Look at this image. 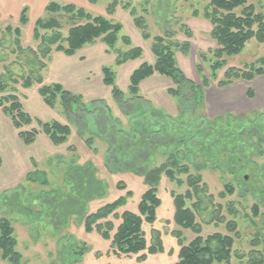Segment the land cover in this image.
Instances as JSON below:
<instances>
[{
    "label": "rangeland",
    "instance_id": "rangeland-1",
    "mask_svg": "<svg viewBox=\"0 0 264 264\" xmlns=\"http://www.w3.org/2000/svg\"><path fill=\"white\" fill-rule=\"evenodd\" d=\"M96 1L90 4L80 0L74 5L92 16L104 15L118 21L122 25L121 34L130 39V47L142 49V62H148L152 54L150 46L155 35L169 36L175 42L188 40L190 50L187 54L175 50V60L185 76L196 83L201 81L196 64H199L201 74L208 77L210 85L205 89V106L186 107L181 113L182 107L178 106L177 98L167 93L170 79L159 74L141 81L138 97L132 98L128 83L134 63L119 68L115 66L114 53L107 52L106 45L100 40L80 48L86 49V58L80 63L78 73L72 77L66 62L76 61V56L83 52L78 49L75 57L69 58L72 55L55 51L53 47L47 57L43 56L41 40L35 39L32 31L37 19L54 17L61 24L60 33L64 38L72 25L84 23V20L73 18L63 11L50 13L28 5V22L21 24L19 13L8 8V0H0V78L7 87L0 92V97L16 95L22 110L33 119L29 125L17 129L0 106V218L5 217L12 223L15 249L20 254L19 264H174L179 246L171 232L179 230L184 244L191 241L195 234L174 223L173 194H184L190 188L188 174L196 173L201 175L199 187L203 186L199 194L202 203L195 210L196 222L201 227L200 235L228 233L224 222L218 221V216H224L226 220L237 222L240 235L234 243L235 249L243 252L250 250L249 241L255 233H259V239L264 243V74L249 81L234 79L226 85H218L230 67H264V41L252 38L239 53L222 57L225 63L212 78L210 66L214 58L210 50L216 45L209 34L211 24L202 16L208 0H118L119 4L111 16L105 12L108 1ZM56 2L65 4L72 0ZM123 2H129L138 14L144 16L151 38L142 37L128 9L121 6ZM247 4L264 15V0H247ZM193 10L198 11L197 16L192 14ZM16 27L20 29L18 43L15 42ZM186 27L192 33L191 38L186 36ZM40 33L51 34L44 30ZM96 42H101L110 55L98 50L101 43ZM116 47L121 50L128 48L121 41ZM200 52H203L204 58H201ZM40 63L45 66L40 67ZM100 65L114 69L115 84L122 92V101H116L111 87L102 82ZM37 75L41 77L40 84L35 81ZM26 77L32 80L29 87L23 86ZM55 83L80 95L84 105L79 108L73 105L72 112L67 113L60 96H57L54 106H47L38 89ZM247 88H251L253 97L246 95ZM228 114L232 116L228 118ZM218 116L220 118L215 119ZM235 118L241 119L242 128L238 130L240 138L235 139L234 144L237 145L238 141L244 144V157L236 166L238 172L230 173L216 163V158L209 157L208 147L214 144L212 129L217 126L231 128ZM37 121H57L68 125L70 134L65 142L54 144L41 131ZM161 123L167 125V132L184 128L189 133L181 142L177 138H167L170 143L174 142L166 145H157L146 139V157L132 169V165L121 156L119 148L129 149V144L141 145V137L149 138ZM33 128L38 131L34 140L24 143L18 132ZM139 128H143V133ZM171 153L179 164L189 166V172L178 173L172 180L161 175L156 193L160 200L156 220L152 224H142L147 245L155 242L153 231L160 232L163 252L147 254L143 260L138 259L143 252L117 255L111 238H103L95 229L85 231L86 215L120 196H126L127 192L131 195L115 212L118 215L124 210L137 212L140 196L147 189L142 176L144 168L159 166L167 161ZM194 164H206L207 167L196 171ZM227 183L233 186L234 192L220 198L218 193L224 191ZM91 188L98 190L89 194ZM197 199L193 193L185 200L186 206L191 207ZM255 203L258 204L256 216L251 210ZM76 208L79 210L75 211ZM232 211L235 212L230 214ZM105 221L112 224L109 231L112 236L120 219L110 214L98 222ZM82 248L84 252L80 255ZM237 262L233 256L231 263ZM0 264L11 263L0 255Z\"/></svg>",
    "mask_w": 264,
    "mask_h": 264
},
{
    "label": "trees",
    "instance_id": "trees-1",
    "mask_svg": "<svg viewBox=\"0 0 264 264\" xmlns=\"http://www.w3.org/2000/svg\"><path fill=\"white\" fill-rule=\"evenodd\" d=\"M90 4H95L96 0H87ZM108 4L105 7V12L108 16L113 15L116 6L119 4L118 0H105ZM123 8L128 9L133 19V24L141 31L144 39L151 38L147 31V24L142 14H138L135 7L129 4V2H123L121 5ZM44 10L50 13H57L63 11L69 14L73 18L84 20V23L72 25L66 36L63 38L60 33V22L51 17L48 20L37 19L34 23L32 35L35 39L41 40L42 55L46 57L53 50L62 51L66 55H73L76 50L82 48L85 45L92 44L97 40L103 42L107 47V52H112L115 55L114 65L120 66L128 61L139 59L142 56V49L138 46L130 47V39L126 35H122V25L114 20L112 17L104 15L92 16L89 12H86L83 8L76 7L74 4L65 3L60 4L56 1H50L46 4ZM197 10H193L192 14L197 16ZM202 16L207 19L211 24L210 36L215 42V48L211 51L214 61L211 63L212 78L215 76V71L221 68L225 61L222 59L225 55H235L239 53L245 46V44L252 38L259 42L264 41V15L259 12H255L254 7L251 4H247V0H208L203 7ZM19 22L26 24L28 22L27 8L23 7L19 14ZM10 31V28L7 27ZM40 30L50 31L51 34H41ZM186 36L192 37V33L189 28H185ZM16 35L15 42L18 43L20 29L16 27L14 29ZM121 41L126 47V50H121L116 47L117 43ZM190 42L188 40L184 42H175L166 35H155L152 37V43L150 51L154 57V61L151 63H140L129 75L128 92L134 97H138L139 84L144 79L159 74L170 79L171 86L167 88V93L177 98L178 106L182 107L181 113L184 109L200 106H205V89L210 85L208 77L201 74L199 64H196V71L201 76L200 83L187 78L183 71L178 67L175 60V50H179L182 54H187L190 50ZM201 58H204L203 52H200ZM43 63H40V67H44ZM102 82L111 87V94L116 101H122V92L115 84V71L111 66L101 67ZM224 79L218 81V85H226L234 79L252 80L256 76L264 74V67L262 66H249L244 69H236L230 67L225 71ZM1 77V76H0ZM35 81L40 84L41 77L36 76ZM32 83L29 77H26L23 81L24 87H29ZM6 84L0 78V92L6 90ZM39 94L43 98L44 103L53 107L57 96H60V101L64 110L67 113H71L73 105L76 107H82L84 103L80 95L74 94L69 90L62 87L61 84L55 83L50 85H43L38 89ZM246 95L253 97L251 88H247ZM8 103V105H5ZM0 106L3 111L11 118L12 124L15 128L20 129L22 125H29L32 122V118L28 113L22 110L16 95L8 94L0 97ZM156 116H160L157 113H153ZM200 115V114H198ZM162 116V115H161ZM232 114H228L227 117H231ZM216 117L215 119H219ZM241 119L235 118L232 120L231 128H224L223 126H217L212 129V136L214 144L208 148L210 150V156L216 158V163L225 167L230 173L238 172L236 166L239 161L243 160L244 144L237 142L234 144V140L240 138L238 130L242 128ZM41 131L46 134L51 142L54 144H60L66 141L70 134L68 125L60 124L57 121L40 122L37 121ZM142 125V124H141ZM255 126L251 127L254 128ZM167 125L165 123L157 126V131L149 136L141 137V145L129 144V149H125L123 146L118 151L121 152L123 159H126L128 164L132 165V169L137 167V164L144 161L146 157L145 142L146 139L150 142L154 141L157 145L172 144L167 138L179 139L178 142L184 140V136L189 133V130L180 128L176 132H167L165 129ZM143 133V128H139ZM250 130V129H249ZM249 130L246 131L248 132ZM36 129L28 131H19L18 136L24 143H31L36 134ZM250 132V131H249ZM210 140L211 142L213 141ZM229 140L230 143L226 144L225 141ZM144 141V142H143ZM158 142V143H157ZM139 150V151H138ZM207 165L194 164L193 168L196 171L206 168ZM189 166L187 164H179L176 157L171 153L166 162L159 166L151 168H144L142 172L143 181L147 186V189L140 196V200L137 204V212L124 210L121 214L115 212L119 207L126 203V197L131 195V192H127L126 196H120L116 200L106 203L97 208L94 212L89 213L84 217V229L86 232H91L95 229L103 238H111V245L114 247V252L125 255H135L140 252L138 259H145L147 254L161 253L164 250L161 235L158 230H154V241L152 244L147 245L144 231L142 230V224H152L156 220V208L160 204V200L157 197L158 183L161 175L167 176L170 180L175 179L176 174L188 173ZM90 178V175H88ZM201 175L196 173L194 175L188 174L187 183L190 187L184 194H173V221L174 223L183 228L189 229L195 237L188 243H182V235L179 230H173L172 236L176 238L179 249L177 251V261L174 264H232L231 259L234 256L237 259V264H264V243L259 239V233H255L249 241L250 250L243 252V250H237L234 248V243L239 239V231L237 222L234 219L226 220L224 216H218V221L224 222V225L228 233L214 232L205 236L201 234L200 224L196 222L195 210H198L201 205V199L199 194L201 188L199 187ZM98 184V181L96 180ZM203 184V182H202ZM97 188H91L88 190L89 194L97 192ZM234 188L231 184L224 185V191L218 193L220 198H224L226 193L232 194ZM197 196V202H193L191 207L186 206L185 200L192 197V194ZM219 209L221 206L219 204ZM79 209L76 208L75 211ZM251 210L254 216L258 214V204L252 205ZM232 211L230 214H233ZM110 214L113 217L120 219V223L115 228L112 236L110 232L112 230V224L110 221L98 222L99 220L106 219ZM259 231V230H258ZM260 232V231H259ZM264 239V238H263ZM260 240V242H259ZM263 244L260 248L259 246ZM16 239L14 237V228L9 219L5 217L0 218V255L3 259L8 260L11 264H19L20 254L15 249ZM84 248L80 249L81 255ZM146 251V252H144Z\"/></svg>",
    "mask_w": 264,
    "mask_h": 264
},
{
    "label": "crops",
    "instance_id": "crops-1",
    "mask_svg": "<svg viewBox=\"0 0 264 264\" xmlns=\"http://www.w3.org/2000/svg\"><path fill=\"white\" fill-rule=\"evenodd\" d=\"M50 1H60V0H8V8H10V10H13L15 13H19L20 14V11H21V9L23 7H26V6L30 5V6H32V8L34 7V8H38V9H44L46 4L48 2H50ZM79 2H80V0L79 1L78 0H72V2H70V3L71 4H78ZM86 2H88V1L87 0H83V3H86ZM96 43H101V42H96ZM102 45H103L102 43L99 44L98 50H101L105 54L110 55L109 53L106 52V47L102 46ZM78 51L79 52H83V53H80L79 56H76V57H78V59L76 61L72 62V63H74L73 66H72V63L70 61L66 62V68H70L71 69L72 77H75V75L78 73V69H79V67H81L80 63L85 61V58H86V56L84 54L86 49L83 48V49H80ZM68 57L69 58L75 57V54L72 55V56H68ZM137 61H139V62L137 63ZM142 61L143 60H140V58H139V59H136V60L128 61V62L124 63L123 65L117 66V67L119 68V67H123L125 65H129L128 63H130V64L134 63L135 66L130 71V72H132ZM153 61H154V57L151 54L148 62L151 63ZM78 62H79V64H78ZM101 67H102V65L99 66V68H100L99 70L100 71H101ZM155 75H157V74H154V75L150 76L147 79L153 78V77H155ZM86 77H87V75H86ZM147 79H145L144 81H146ZM75 80H77V79H75Z\"/></svg>",
    "mask_w": 264,
    "mask_h": 264
}]
</instances>
